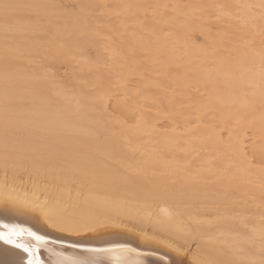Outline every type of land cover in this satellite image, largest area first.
Segmentation results:
<instances>
[{"label":"bare ground","instance_id":"obj_1","mask_svg":"<svg viewBox=\"0 0 264 264\" xmlns=\"http://www.w3.org/2000/svg\"><path fill=\"white\" fill-rule=\"evenodd\" d=\"M81 1L94 7L89 0ZM118 1L122 3L119 11L125 16L153 9L148 35L131 37L129 51L148 49L151 60L158 61L150 68L160 80L156 103L141 100L139 104L142 90L126 88V69L120 67L128 61L125 49L116 52L114 47L106 48L111 59L100 60L103 87L97 92L103 99L89 114L80 108L87 107L81 99L51 107L50 101L56 98L44 89L45 83L17 70L12 58L18 52L36 51L48 58H64L86 43L96 44V37L103 32L92 30L80 17L68 26L48 29L50 38L43 44L19 43L12 41V35L0 36V225L43 236L47 243L39 246L41 254L35 253L41 264H176L180 258L174 255L173 260L167 253L176 248L175 240L177 244L194 241L197 245L188 259L194 258L199 264H264V223L244 221L247 215L254 220L264 217V204L258 202L264 201V53H258V49L242 52V46L237 49L247 40L260 47L258 40L262 37H254L248 26L264 25V0H203L210 6L204 22L212 21L234 34L229 45L234 56L231 60L223 53L216 57L186 45L184 34L196 27L187 20L191 9H187L186 21L171 35L170 44L161 27L166 21L161 11L170 6V0H139L138 4L135 0ZM20 11L48 15L52 0H0L5 21L10 15L17 17ZM124 22L126 25L129 20ZM24 28L44 29L34 20L24 23ZM174 54L181 55L182 68H172ZM211 57L214 61L208 63ZM112 84L120 86V94ZM191 87V106L184 111L175 104L179 94L175 92L174 96L172 92L174 88L186 92ZM118 94L122 104H112L130 120L105 122L104 117L110 120L113 115L109 103ZM161 113H166L170 121L162 132L154 124ZM99 133L102 137L97 136ZM145 135L149 142L144 141ZM127 148L137 153L134 164L127 161V153H132ZM204 151L211 153L200 155ZM179 152L187 160L201 162L199 169L189 171L175 160ZM22 170L25 180L15 175ZM152 170L174 175L183 189L193 183L198 194L164 195L157 191V178L148 193L134 187L130 178L133 172ZM229 191L244 195L231 196ZM202 205L215 209L212 221L201 216ZM236 220L247 230L241 234L220 227L204 231L212 223L232 225ZM128 223L140 233L149 227L151 236L162 235L166 249L147 245L148 236L140 242L134 235L120 233ZM6 231L0 227V232ZM13 239L36 247L37 242L27 232ZM53 243L69 248L61 251ZM0 247L5 250L0 248V264H27L23 249L3 240ZM128 248L133 251H123Z\"/></svg>","mask_w":264,"mask_h":264},{"label":"rangeland","instance_id":"obj_2","mask_svg":"<svg viewBox=\"0 0 264 264\" xmlns=\"http://www.w3.org/2000/svg\"><path fill=\"white\" fill-rule=\"evenodd\" d=\"M90 3L94 4V7H89L88 5H84V3L81 0H52V12L45 16H40L37 13L29 12V11H20L16 12L15 15L17 17H13L10 15L9 17H6V21L4 20V17L0 14V36H8L12 35V41H18L19 43H47L48 39L50 38L49 30L56 29L63 26L70 25L75 17H80L82 20L86 22V24L94 31L97 32H103L100 33L98 37H96L95 42L96 44L89 42L84 44L82 49H74L73 55L68 57H54V58H48L44 55H42L40 52H18L17 57H13L12 61L15 63V65H18L17 70L20 71H26L29 74L34 75L33 80H41L45 83L44 89L54 96L56 100L50 101L51 107L57 104L58 102H67V101H77L79 99L83 100L87 107H80L84 112L87 114L94 113L95 109L97 108V104L103 99V97H98L97 92L103 87L102 85V79L99 76L100 72V60L107 61L111 59V56H108V51L106 48L114 47L115 51L118 52L121 49L127 50L126 54V61L125 64H121V70L124 71L126 69L125 78L127 79L126 82V88L131 91H139L142 90V97H138L137 100L144 101L145 103H156L157 100L160 99V96L158 95V88L156 87L157 83H160L159 75L156 73L151 72L150 68L151 66L157 65L158 61H152L150 57V51L148 49H138L136 52L129 51L131 50V46L129 45L130 39L133 36H138L140 38L146 37L148 35V21H150V14L153 13V9H149L150 11H145L142 13H130L129 15L125 16L122 14L121 11H119V8L121 7V1L118 0H89ZM219 2V1H218ZM217 2V4H218ZM135 3H140L139 0H135ZM170 6L163 11V15L166 17V21L161 24L162 31L165 37H169L168 42L171 44L173 41V38L171 35L176 33L179 30V24L184 23L186 21V13L187 9H191V18L187 17L188 21H191L195 23L196 27L189 30L184 34L185 43L188 47L197 48L201 51H206L207 55L214 54L216 57L223 55H226L230 60L234 58L232 55L231 49H229V45L232 43L233 39V33H229V29L222 28L220 26H216L215 24H212V21L210 22H204V16L208 15V12L210 10V6L207 7L204 5L203 0H170L168 2ZM138 9H142L138 7ZM211 9H217L212 7ZM183 11V12H180ZM129 20V22L125 25L124 20ZM36 21L40 23L44 29L47 30H38V29H29L25 30L24 23L27 21ZM239 22L240 19H237ZM235 20V22L237 23ZM124 22V23H123ZM201 22V23H200ZM123 24L125 27V30H122ZM262 24V23H260ZM258 23V27L262 26ZM142 25V27H141ZM258 27L248 28L252 32V35L254 37H259L261 42L260 47L256 46L257 44L247 40H244L245 43L241 42L240 47L237 45V49L240 50L242 46V52H250L252 50H257L259 53H264V25L262 26L263 29L258 30ZM222 28V29H221ZM21 31H17L20 30ZM49 29V30H48ZM258 31H255V30ZM261 32V33H260ZM261 36V37H260ZM257 37V38H258ZM232 38V39H231ZM6 43L11 42L10 39L3 38ZM231 39V40H230ZM250 39V38H248ZM243 42V41H242ZM209 43H213L210 45ZM247 48V45H249ZM239 47V48H238ZM253 49H252V48ZM201 48V49H200ZM246 48V49H245ZM250 48V49H249ZM203 49V50H202ZM245 50V51H243ZM213 58V57H211ZM135 61L134 65H131V62ZM182 61V57L180 54H174L173 55V62L174 66L172 68H182L181 64L179 62ZM214 61L213 59L207 60L208 63H212ZM87 64V66H86ZM86 66V67H85ZM176 66V67H175ZM145 81V83H143ZM119 85L112 84V88L117 90L116 93H119ZM61 88L59 92L57 93V89ZM194 90L191 88H188L186 92H181L177 88V90L174 88V92L172 94L174 96L175 92L177 93L178 101H176L173 97V99L176 101L175 104H178L179 108L183 109L184 111L191 106L190 102L192 99L191 93ZM179 92V93H178ZM184 96H182V94ZM187 93V94H186ZM120 94V93H119ZM118 94V95H119ZM60 95V97L58 96ZM116 95V99L114 98V101H111L109 103V111L112 112V116L110 120L108 118H103L105 122H111L116 119L118 120H124L129 122V117L125 116L123 113L117 111L116 107L112 103L119 102L122 104L120 95ZM118 96V98H117ZM150 96H153V99H149ZM118 99V100H117ZM182 99V100H181ZM184 103L181 105V103ZM116 100V101H115ZM188 100V102H187ZM142 101L139 104H142ZM182 101V102H181ZM74 102H67V103H74ZM143 102V103H144ZM113 106V107H112ZM112 107V108H111ZM79 108V109H80ZM61 110V108H58ZM114 110V111H113ZM101 115L103 112H99ZM122 114V115H121ZM209 116H207L208 119ZM126 119V120H125ZM170 123L168 115L166 113H161L154 124L157 126L158 131H164L167 130V126ZM128 125H131L130 123ZM23 132V131H21ZM98 137H102V135L99 133L97 135ZM146 135L144 136V141L149 142L148 140H145ZM129 143H131L129 141ZM144 143H140L142 145ZM152 145H155L152 143ZM249 145V144H248ZM251 145V144H250ZM127 161L129 164H134L136 159V151L135 149L127 148ZM150 150V148H147ZM134 151V152H133ZM211 151H204L200 152L201 154H210ZM178 162L181 163V165L185 166V168H189L187 170H198L199 165H201V162L194 161L193 159H186L183 152L176 153L175 156ZM200 157V156H199ZM103 161H106L102 158ZM212 160V159H211ZM107 162V161H106ZM111 162V161H109ZM11 169V168H10ZM10 169L6 170V173L10 174ZM1 171V170H0ZM146 172V171H145ZM142 174H145L142 176ZM18 178L21 180H25L24 170L17 172L15 174ZM130 178H132V184H134V187L139 188L140 191L144 193L150 192L149 190L152 189L151 182L154 179H159L158 183V192L163 193L164 195H184L186 197H189L192 195L198 194L193 189L195 188L193 183L188 184L185 189H183L178 179L170 174V173H163V172H157V171H151L149 173L144 172H133L130 175ZM45 180V179H42ZM161 180V181H160ZM164 181V182H163ZM207 183V180L205 181ZM74 186V183H72ZM223 192L224 189H223ZM221 192V193H223ZM228 192V191H226ZM209 194V192H207ZM226 194V193H225ZM222 195V194H221ZM229 195L231 196H237V195H244V193H238L236 191H229ZM248 199H251L249 195H247ZM260 204H264V201H258ZM201 207V205H198ZM204 206V205H202ZM197 207V208H200ZM205 207V208H204ZM202 207L203 210H201V216L205 218L204 220H213V212H215V209H211L213 207L210 206H204ZM209 207V208H207ZM201 208V209H202ZM216 208H223L221 206H217ZM247 223H253V221H257L259 223H264V217H261L259 219H252L251 215H247L244 218ZM129 225V226H128ZM127 229H121L119 232H125L128 235H134L133 237L140 241L144 242L145 236H148L146 243L147 245L150 244V246L158 245L160 250L166 249V245H164L162 238L159 233H156V236L150 235V228H146L145 231L142 230L140 233V230L134 229L135 226L133 223H128ZM134 226V227H133ZM131 227V228H129ZM223 228L227 230H234L238 234H241L242 231L247 230L246 227H242L241 224L238 222V220L235 221L232 225L230 224H214L212 223L208 228L206 226L204 227V231L206 230H217L216 228ZM134 229V230H133ZM148 229V230H147ZM136 230V231H135ZM131 231V232H130ZM151 237H150V236ZM143 239V240H142ZM161 239V243L159 242ZM158 240V241H157ZM157 241V242H156ZM152 243V244H151ZM174 246L179 247L183 249L185 252L184 257H179L180 259H188L190 256V253L194 251L193 248H196L197 245L194 241L183 243L178 242L175 240L173 242ZM182 243V244H180ZM162 244V245H161ZM172 244V243H171ZM176 244V245H175ZM1 248V247H0ZM2 251H5L3 248H1ZM192 250V251H191ZM164 251V250H163ZM191 251V252H190ZM173 260H176L174 255H176L175 251L168 250L167 252Z\"/></svg>","mask_w":264,"mask_h":264},{"label":"snow or ice","instance_id":"obj_3","mask_svg":"<svg viewBox=\"0 0 264 264\" xmlns=\"http://www.w3.org/2000/svg\"><path fill=\"white\" fill-rule=\"evenodd\" d=\"M0 227L7 229L6 232H0V240H3L6 244H12L17 248L23 249V251L28 256L27 264H41L39 257L35 253L36 251H38L39 246L41 244L47 243V241L45 240L43 236L37 235L36 233L29 231L27 229L17 228L16 226H10L7 224L0 225ZM25 232H27V235L37 242L35 248L29 247L24 244H18L16 243L15 239H13V237L20 236ZM173 250L176 252V255L178 257H184L186 255L183 249L179 247ZM89 251L114 252V251H117V249H89ZM123 251L132 252L133 249L128 248V249H123ZM137 255H139V253H137ZM117 264H141V262L140 261H131V262L117 261ZM176 264H199V262L194 258L193 259H178L176 261Z\"/></svg>","mask_w":264,"mask_h":264},{"label":"water","instance_id":"obj_4","mask_svg":"<svg viewBox=\"0 0 264 264\" xmlns=\"http://www.w3.org/2000/svg\"><path fill=\"white\" fill-rule=\"evenodd\" d=\"M48 242L52 243L51 240H49ZM53 244H55V243H53ZM56 245H58V244H55L54 247H57ZM58 246H59L58 248H60L61 251L67 250L69 248V247L63 246V245H58ZM38 253L41 254V251L39 250Z\"/></svg>","mask_w":264,"mask_h":264}]
</instances>
